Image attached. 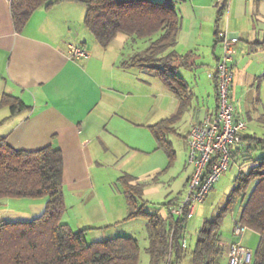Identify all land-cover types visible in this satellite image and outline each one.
Wrapping results in <instances>:
<instances>
[{"label":"crops","instance_id":"0c3cea01","mask_svg":"<svg viewBox=\"0 0 264 264\" xmlns=\"http://www.w3.org/2000/svg\"><path fill=\"white\" fill-rule=\"evenodd\" d=\"M11 2L0 0V100L4 95L16 97L26 108L15 113L9 106L0 109V140L5 139L18 150H36L46 145L61 150L67 205L63 222L75 231L81 226L68 218L71 208L89 206L90 196L98 207L95 220L113 221L112 214L119 210L121 215L115 219L125 222L116 230V235L135 237L136 222L143 218L125 219L128 207L120 178L126 175L143 186L147 208L157 206L152 202L155 195H160V199L169 198L170 192L162 189L175 185L180 179L184 186L177 199L157 204L180 202L192 173L187 162L190 127L217 108L216 82L209 74L215 72L222 53L221 42H217L218 28L228 29L240 39L232 62V101L238 117L244 119L241 115L244 112L249 120H264V35L249 23L250 0L244 3L243 0H229L224 26L223 20L217 23L219 0L176 3L181 29L175 49L181 55L189 54L190 58L188 66L177 69L178 75L188 84L187 104L164 140L171 144L173 158L160 144L154 127L178 113L181 99L163 80L123 65L132 49L125 53L121 48L113 50L110 46L99 45L85 27L86 8L77 1L64 0L50 8L37 9L22 31L15 27ZM242 20H249L246 28L241 26ZM71 45L86 48L90 56L73 58ZM255 56L257 58H252ZM246 95L252 96L253 109ZM184 118L185 130L178 138L184 143L177 146L173 136L180 135L179 124ZM248 130L246 127L244 137H251ZM179 156L182 170L171 174L173 170L167 171L168 167ZM238 156L241 153L233 155L232 163ZM109 185H116L114 191L106 195L101 193L99 189L102 187L106 191ZM161 187L164 188L160 190ZM161 191L163 194H159ZM6 200L10 207L33 202L30 198ZM116 201L125 203L126 207L113 208L109 215L106 207ZM43 207L42 203L40 209ZM240 215L241 212L226 227L222 224L226 260L230 245L243 242V234L234 232ZM163 217H167L166 209Z\"/></svg>","mask_w":264,"mask_h":264},{"label":"trees","instance_id":"16d2710c","mask_svg":"<svg viewBox=\"0 0 264 264\" xmlns=\"http://www.w3.org/2000/svg\"><path fill=\"white\" fill-rule=\"evenodd\" d=\"M60 1L64 0H12L11 11L16 29L22 31L37 9L50 8ZM73 1L85 6V27L103 48L113 44L119 35L127 36L133 42L139 39L152 40L143 50L132 49V54L123 61V65L138 68L150 77L163 80L170 91L181 99L178 113L154 127L160 144L173 158L171 144L164 140L187 104L188 84L178 75L177 69L188 66L190 58L189 54L181 55L175 49L181 29V16L176 3L181 0ZM228 7L229 0H219L218 25L224 19ZM220 31L218 28L217 35ZM154 35L157 38L153 39ZM217 40L219 42L220 37ZM5 106H9L13 113L26 108L21 100L9 95H4L0 100V109ZM236 115L238 117L237 112ZM243 133L241 144L233 147L232 154L241 153L244 160L249 159L253 165L249 171H241L236 176L225 207L214 218L205 220L199 229L192 251L194 264L222 263L227 252L222 241V224L237 204L242 205V211L236 223L259 236L254 264H264V158L252 159L246 154L251 147L249 141H259L264 147V137H244ZM63 170L60 149L46 145L36 150H18L1 138L0 204L9 198H46V204L43 212L32 220L0 221V264H138L140 245L136 238L116 236L89 243L86 239L87 229L75 231L63 222L67 211ZM120 181L128 207L126 220H146L150 264L183 262L187 245L183 247L182 244L188 215L178 218L170 213V209L178 204L157 205L155 211L148 210L143 186L134 183L127 175L121 177ZM163 208L167 211L166 218L160 214Z\"/></svg>","mask_w":264,"mask_h":264},{"label":"rangeland","instance_id":"374dc122","mask_svg":"<svg viewBox=\"0 0 264 264\" xmlns=\"http://www.w3.org/2000/svg\"><path fill=\"white\" fill-rule=\"evenodd\" d=\"M153 1H163V0H153ZM248 1V0H247ZM244 3V0H243ZM251 3V8H252V13L249 16V20H242L241 21V26L246 28L248 21L251 23V25H255V28L257 32H259L262 35H264V0H250ZM228 17V12L225 14L224 19H223V26L226 24ZM235 21L232 22L234 25ZM157 38V35L153 36V39ZM130 39V40H129ZM152 40H147V39H139L133 42L131 38L124 36V35H119L118 38L113 42V44L110 45V47L115 50L116 48H121L124 50L125 53H129L131 49L136 50H143L146 47L149 46ZM264 56V54H262ZM252 58H257V56L252 57ZM246 99L248 100L249 106L251 109L254 107V102L252 99L251 95H246ZM168 103V100L166 101ZM256 106V105H255ZM260 108V107H259ZM246 113H241L243 116L247 127H249V132L248 136H256L258 138L264 137V120H249L247 119ZM185 118L180 122L179 124V131L180 135L173 136L175 137V145H183V140L178 139L179 136H181L184 133L185 130ZM247 134V133H246ZM246 143V142H244ZM250 144V151L247 152L246 154L248 156H251L252 159H258V158H264V147L259 143V141H249ZM246 146V144H244ZM168 157V156H167ZM181 157L173 159L171 162V165L168 167L167 171H172L171 174L177 173L182 170V162ZM167 164L169 165V159L167 160ZM166 164V166H168ZM253 162L248 160H244L243 156H238L235 158L234 162L231 164L229 169L225 172V174L221 177V179L218 181V183L215 185V187L210 191V195L206 197V199L203 202H200L196 205L195 210L192 214V216L188 220L187 224V229L185 232V241H186V250H185V257L183 259V262L179 264H194L192 260V251L194 250L196 246V242L198 239V231L202 227L203 222L206 219H211L214 218L218 212L225 207L226 205V200L228 199L229 194L231 193L232 189L234 188V180L236 176L242 171V172H247L250 170L252 167ZM170 174V173H169ZM169 175L166 176L168 178ZM254 185V184H252ZM183 183H181L180 179H177L175 182V185H166V189H162L164 187H161L160 190H168L170 192L169 198L166 199V197H162L160 199V195H155V198L152 199L154 204L158 205L157 203L159 202H167L170 200H176L177 197L179 196L180 192L183 189ZM109 188L111 190H109ZM114 188H116V185H109L106 186V191L104 190L105 188H100L101 193L106 195L109 191L112 192L114 191ZM252 189V187H251ZM185 190H183V195L185 194ZM167 192V193H168ZM163 194V191H161L159 194ZM182 196V195H181ZM19 198L14 200H18ZM90 199V200H89ZM7 200H4L0 204V221L1 220H6L10 222H15V221H29L37 216H39L46 204V198H39V199H33V202L31 204H21V205H16L14 206L11 205L9 206ZM121 201V200H120ZM123 201V200H122ZM87 202H89V206H79V207H73L71 208V213L69 214L70 219H73L77 222V224H80L81 229H87L86 231V239L89 243L92 242H100L104 241L107 239L114 238L118 235H116V230L119 229L122 225L123 220L121 219H115L118 216L121 215L119 214V210H116L118 213H113V217L110 222H105L103 220H95L97 217V206L95 205L94 198H89L87 199ZM5 203H7L5 205ZM37 203V204H36ZM44 204V207L40 209L41 204ZM115 205V206H113ZM240 205L237 204L232 208V211L228 213V215L224 218V225L223 227H226L227 224H229L232 219L238 214H240ZM242 206V205H241ZM123 207H126V204H120L119 202H113L110 206L106 207L107 213L110 215V211L115 209H123ZM77 208V209H76ZM148 210L155 211L154 208H147ZM76 212H80L79 214L76 215ZM161 214L163 216L165 215V209L160 210ZM78 218L83 219V221H79ZM127 218V215L125 219ZM67 219V218H65ZM140 221V222H139ZM136 222V233L135 237L140 245V258H139V263L138 264H150V256L147 252V248L149 246L148 243V238H147V231L144 225H146V220L143 218L142 220H139ZM134 223V222H133ZM145 223V224H143ZM77 226V225H76ZM235 229V228H234ZM74 230V229H73ZM78 231V230H76ZM121 235V234H120ZM231 238V237H230ZM234 242H236V238L233 239ZM259 242V237L255 232L252 230L248 229L245 230L243 233V242L242 244L247 247L251 252H252V259L249 263L247 264H254V251L258 245ZM232 245V244H231ZM228 259V258H227ZM221 264H229V260H226L224 258L222 260Z\"/></svg>","mask_w":264,"mask_h":264},{"label":"built area","instance_id":"2783aa9c","mask_svg":"<svg viewBox=\"0 0 264 264\" xmlns=\"http://www.w3.org/2000/svg\"><path fill=\"white\" fill-rule=\"evenodd\" d=\"M222 53L215 72L210 73L216 82L217 108L214 113L206 114L202 121L192 124L187 136V162L192 167L186 191L178 205L170 209L176 217L187 214L190 218L198 203L203 202L220 178L229 169L232 162V151L235 145L242 142V133L246 129L243 119L237 117L231 100L234 82L232 65L237 34L224 29L219 33ZM73 58H88L89 51L77 45L70 46ZM234 232L242 235L247 228L235 224ZM186 246V241L183 242ZM227 258L229 264H247L252 259V252L241 243L230 245Z\"/></svg>","mask_w":264,"mask_h":264}]
</instances>
